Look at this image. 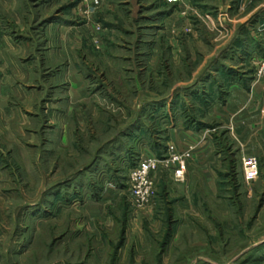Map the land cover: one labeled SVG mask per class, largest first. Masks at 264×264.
I'll list each match as a JSON object with an SVG mask.
<instances>
[{
  "label": "rangeland",
  "instance_id": "1",
  "mask_svg": "<svg viewBox=\"0 0 264 264\" xmlns=\"http://www.w3.org/2000/svg\"><path fill=\"white\" fill-rule=\"evenodd\" d=\"M61 1L70 48L45 82L29 84L28 99L14 100L21 121L13 159L0 166V264H264L260 149L259 178L246 184L233 137L231 175L218 198L206 187L200 220L189 211L167 223L155 196L137 210L128 186L142 157L167 155L168 127L192 119L197 100L231 85L264 88V0ZM69 61L91 105L72 103L63 119L70 86L51 79Z\"/></svg>",
  "mask_w": 264,
  "mask_h": 264
},
{
  "label": "crops",
  "instance_id": "2",
  "mask_svg": "<svg viewBox=\"0 0 264 264\" xmlns=\"http://www.w3.org/2000/svg\"><path fill=\"white\" fill-rule=\"evenodd\" d=\"M176 1L184 3V0ZM61 2L0 0V166L9 152L12 159L14 155L15 125L19 128L21 121V111L14 105L15 98L28 99L29 84L38 83L41 79L45 82L46 66L59 63L67 53L66 46L70 48V40L66 36L72 34L73 27L63 25ZM106 10L113 11L112 6L107 5ZM63 32L68 34L63 37ZM66 65L65 75L51 79H59L55 88L65 84L70 86L66 92L69 105L66 108L65 104H60L58 110L63 119L75 112L74 107H70L72 103L88 101L83 105L86 111L91 105H87L91 100L85 92V80L77 70L78 65L70 61ZM262 87L257 84L250 92H244L231 85L220 98L197 100L198 103L192 107V119L186 116L182 122L177 119L168 127L165 140L167 155L161 156L159 150L155 151L159 157L152 154L160 164L151 174L157 197L154 204L156 213L162 214L167 223H176L182 212L189 211H195L194 215L200 220V212L204 215L206 212V187L217 198L225 190L233 169V137L244 149L241 151L242 159L254 156L257 149L264 153ZM206 101H211V105L206 106ZM208 128L211 131L207 132ZM76 136L77 133L74 138ZM66 141L63 135L58 145L66 146ZM17 146L22 151V145L17 143ZM172 154L188 156L184 158L185 171L181 180L176 178L177 163L167 166L162 163Z\"/></svg>",
  "mask_w": 264,
  "mask_h": 264
},
{
  "label": "built area",
  "instance_id": "3",
  "mask_svg": "<svg viewBox=\"0 0 264 264\" xmlns=\"http://www.w3.org/2000/svg\"><path fill=\"white\" fill-rule=\"evenodd\" d=\"M94 5H98V0H94ZM260 73L264 76V65H262ZM187 157V155L178 156L172 154L169 158L164 159L162 163L166 166L177 163L176 178L181 180L185 171L184 158ZM159 164L160 162L155 157H142L129 171L128 186L131 204L137 210L148 207L155 196V184L151 174L158 169ZM242 174L246 184L254 183L259 178V161L255 156L243 159Z\"/></svg>",
  "mask_w": 264,
  "mask_h": 264
}]
</instances>
